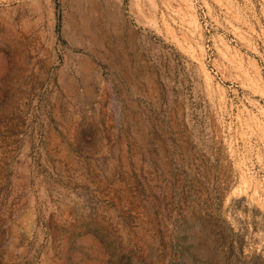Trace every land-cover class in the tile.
Segmentation results:
<instances>
[{
	"label": "rangeland",
	"instance_id": "rangeland-1",
	"mask_svg": "<svg viewBox=\"0 0 264 264\" xmlns=\"http://www.w3.org/2000/svg\"><path fill=\"white\" fill-rule=\"evenodd\" d=\"M0 264H264V0H0Z\"/></svg>",
	"mask_w": 264,
	"mask_h": 264
},
{
	"label": "bare ground",
	"instance_id": "bare-ground-1",
	"mask_svg": "<svg viewBox=\"0 0 264 264\" xmlns=\"http://www.w3.org/2000/svg\"><path fill=\"white\" fill-rule=\"evenodd\" d=\"M123 18V17H122ZM116 20H118V19H116ZM123 21V20H122ZM84 24H86V23H84ZM83 27V26H82ZM89 28V27H88ZM92 34V33H91ZM89 35H90V32H89ZM94 37V36H93ZM106 38V37H105ZM93 41V40H92ZM96 44H97V42H96ZM99 47V46H98Z\"/></svg>",
	"mask_w": 264,
	"mask_h": 264
}]
</instances>
